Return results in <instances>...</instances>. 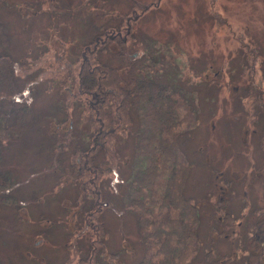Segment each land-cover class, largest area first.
Listing matches in <instances>:
<instances>
[{
	"label": "rangeland",
	"instance_id": "rangeland-1",
	"mask_svg": "<svg viewBox=\"0 0 264 264\" xmlns=\"http://www.w3.org/2000/svg\"><path fill=\"white\" fill-rule=\"evenodd\" d=\"M0 22L19 97L33 112L23 134L2 136L0 169L11 183L0 202V264L87 258L95 225L82 224L78 237L72 224L84 220L76 211L92 206L95 188L104 202L105 247L119 252L104 254V262L137 264L147 250L127 192L148 146L158 147L157 123L144 117L128 130L114 116L109 135L116 145L95 157L98 169L69 158L90 146L97 120L108 118L101 108L92 121L94 108L77 95L85 46L95 36L108 40L94 60L122 68L125 56L147 55L145 71L177 89L163 100L179 104V157L189 174L162 171L158 160L156 178L172 174L199 206L201 249L188 263L206 264L202 258L214 245L229 262H247L264 216V0H0ZM120 27L131 34L121 31L113 40ZM139 129L147 137L145 155L134 140ZM222 201L230 218L223 223L214 218ZM215 225L222 234L213 235Z\"/></svg>",
	"mask_w": 264,
	"mask_h": 264
},
{
	"label": "trees",
	"instance_id": "trees-1",
	"mask_svg": "<svg viewBox=\"0 0 264 264\" xmlns=\"http://www.w3.org/2000/svg\"><path fill=\"white\" fill-rule=\"evenodd\" d=\"M129 29L131 30V27ZM121 31L124 32L123 34L126 33L120 27L119 31H113V36L109 38L116 40ZM129 34L131 31L125 35ZM8 40L4 25L0 22V45L3 46L0 49V122L4 123L0 126V161L3 159L2 136L10 137L12 133L23 134L33 114L29 103L19 97L20 91L13 58L7 48ZM106 40L108 39L102 36H95L94 40L85 46L84 60L78 77L79 94L77 95L84 96L85 102L94 108V110L90 109L92 121L96 120L92 117L103 110L108 118L97 120L95 131L90 136V146H79L75 154L72 152L69 158L71 160L77 156V160L83 163V168L87 166L89 169H98L95 157L111 144L109 132L113 127L111 124L115 122L109 118L114 116L123 119L121 124H126L125 128L128 130L138 127L137 120H140L142 124L144 117L157 123L152 143H156L158 147L154 144L152 147L148 146L146 156L149 158L129 178L130 186L127 192L129 211L134 215L136 213L135 216L147 246L146 252L137 264H189L188 262L195 258L201 249L199 206L186 195L183 191L184 184L178 185L172 174H168L167 177L162 172L160 179L156 178L158 160H163L162 171L178 168L182 177L186 178L189 174V166L179 157V104L176 102L169 105L163 100L165 96L168 99L172 97V94L174 96L177 89L169 83L160 81L156 71L151 73L153 77L150 72L145 71L147 55L125 56L122 68L91 58L101 46L104 45V49H107ZM127 47L130 46L127 45ZM123 53L124 50L118 54L122 56ZM152 68L156 70L157 66ZM122 69H126V76L121 73ZM95 104H99V108H96ZM117 125L120 126V124ZM70 131L72 128L68 127L65 133ZM141 132L139 129L134 140L141 149L140 152L145 155L143 143L147 137ZM163 132L165 137L161 138ZM115 145L116 140L111 144V148ZM139 158H134L135 163L139 164ZM10 183L8 173L0 169V202L4 198V190L8 189ZM161 187L163 191L159 190ZM92 193L94 195L92 206L89 209L76 211L84 220L75 221L72 224V229L78 237L82 235V224L85 225L91 220L95 225L90 228L95 235L90 240L91 252L87 258L80 259L79 264H110L104 262L103 255L112 254L114 257L119 252H108L105 247L106 230L99 217L100 212H103L104 202L99 189H92ZM216 207L217 212L214 218L217 221L223 223L225 219H230L229 215L222 210L226 207L225 201ZM218 228V225L214 226L213 235L218 236L223 233V230L218 231ZM255 229L258 234L252 239L249 257L245 264H264V216L259 215ZM76 243L75 241L74 245ZM226 257L227 255L214 245L205 251L202 260L206 264H235L232 260L229 262Z\"/></svg>",
	"mask_w": 264,
	"mask_h": 264
},
{
	"label": "flooded vegetation",
	"instance_id": "flooded-vegetation-1",
	"mask_svg": "<svg viewBox=\"0 0 264 264\" xmlns=\"http://www.w3.org/2000/svg\"><path fill=\"white\" fill-rule=\"evenodd\" d=\"M127 27H129V25H127Z\"/></svg>",
	"mask_w": 264,
	"mask_h": 264
}]
</instances>
